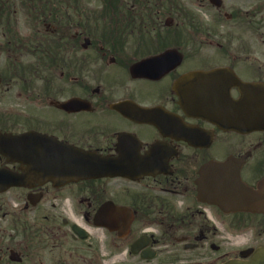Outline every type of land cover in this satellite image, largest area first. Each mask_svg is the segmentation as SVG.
Listing matches in <instances>:
<instances>
[{
  "label": "flooded vegetation",
  "instance_id": "af4514ba",
  "mask_svg": "<svg viewBox=\"0 0 264 264\" xmlns=\"http://www.w3.org/2000/svg\"><path fill=\"white\" fill-rule=\"evenodd\" d=\"M220 112L248 131L222 130ZM27 132L37 173L0 155L21 184L0 191V264H108L136 240L143 264L249 260L264 211L224 213L195 182L228 158L264 181V0H0V133ZM81 153L102 175L81 177ZM109 201L133 215L110 244L93 226Z\"/></svg>",
  "mask_w": 264,
  "mask_h": 264
},
{
  "label": "water",
  "instance_id": "95a60500",
  "mask_svg": "<svg viewBox=\"0 0 264 264\" xmlns=\"http://www.w3.org/2000/svg\"><path fill=\"white\" fill-rule=\"evenodd\" d=\"M227 115V114H223ZM220 127L224 130L233 128L227 118H223L220 122ZM38 138L32 135H1L0 136V154L9 157L11 153L15 159L21 163L22 153H26L29 163L36 161L32 159V154L37 159L38 153ZM21 150H23L21 152ZM96 163L89 157H79L78 163ZM34 172H38L33 165L30 164ZM1 184V183H0ZM12 185H17L13 182ZM5 187V186H3ZM198 193L204 197L205 201L211 204H216L221 207H227L232 211L248 209L259 210L264 209V182H262L257 191L245 186L239 178V167L236 162L228 160L220 164H207L199 171L197 181ZM131 221V213L125 208H117L111 203H106L100 207L95 215L94 224L97 226L106 227L109 231H118L125 233ZM132 253H136L134 245L131 248ZM144 257V256H142ZM153 255L147 256L152 258ZM228 264H264V251L257 253L248 263L240 261H232Z\"/></svg>",
  "mask_w": 264,
  "mask_h": 264
},
{
  "label": "rangeland",
  "instance_id": "374dc122",
  "mask_svg": "<svg viewBox=\"0 0 264 264\" xmlns=\"http://www.w3.org/2000/svg\"><path fill=\"white\" fill-rule=\"evenodd\" d=\"M12 201L14 202V204L21 202L22 201V193L21 192H13ZM249 231H250L249 229H245V230H242L240 232L234 233L233 236L228 235V236H226L227 237L226 242L234 243L235 244L234 246L238 247L242 243L241 238L246 236L249 233ZM92 233L95 237H100L101 231L92 229ZM111 239H112V236L110 234H108L109 244L111 242ZM213 243L215 245H220V242H218L217 240L213 241ZM168 250H171L172 252H174V250L169 248V247H168ZM123 251L124 250H119L118 252H115V254H113L112 247L109 246V249L107 251L109 254V259L107 260L108 264H113L115 261H120V264H143V263H139L136 259L132 260L128 255H126V257L122 256L121 253ZM157 262H158L157 260H154V261L150 262L149 264H156ZM115 264H118V263H115Z\"/></svg>",
  "mask_w": 264,
  "mask_h": 264
}]
</instances>
